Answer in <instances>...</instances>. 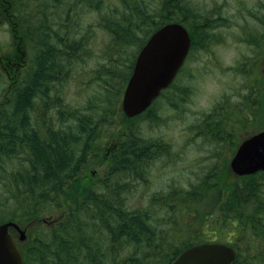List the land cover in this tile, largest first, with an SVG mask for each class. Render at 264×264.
Returning <instances> with one entry per match:
<instances>
[{"label": "trees", "instance_id": "obj_1", "mask_svg": "<svg viewBox=\"0 0 264 264\" xmlns=\"http://www.w3.org/2000/svg\"><path fill=\"white\" fill-rule=\"evenodd\" d=\"M43 1L0 0V16L16 19L18 35L31 46L24 70L0 102V223L14 221L28 229L27 241L19 246L24 264H109L115 257L118 261L112 264H148L145 260L157 262L161 257L165 258L162 264H170L184 249L209 241L202 238L206 223L207 232L218 236L212 241H237V237L227 233H238L236 222L247 212L242 206L259 202V208L264 210V171L234 178L229 168L217 176L215 167L208 169L205 177L211 176L203 183L204 193L219 204L213 212L207 211L205 217H196L194 213L188 227L174 229L178 245L174 242L167 247L163 234L156 238L158 234L146 209L125 206L123 195L129 186L126 180L142 177L149 162L164 154L163 148L170 145L144 136L141 128L133 124L147 117L160 120L161 113L155 112L157 100L131 119L125 117L120 107L139 48L165 23L155 22L146 30L134 53L121 63L123 70H119L121 52L133 43L142 18L129 2L126 11L125 6L120 9L125 13L117 17H98L95 27L107 37L97 56L98 64L88 69L85 64L92 55V25L81 33L70 13L71 5L80 3L51 0L47 5ZM66 1L70 6L63 15ZM79 1L96 9L102 4V0ZM173 1L172 11L180 12L181 0ZM9 43L0 39V60L8 65L6 73L16 60L9 52ZM76 74L84 88H88L87 82H93L97 88L82 107H71L62 93L63 83ZM208 118L203 128L212 138L216 133L218 145L226 143L223 132L233 134L236 129L231 124L239 123L230 113L225 117L228 126L217 117L213 119L212 114ZM242 127L239 125L238 129ZM117 137L121 140L118 138L115 148L100 160L111 162L106 175L91 178L87 170L93 159ZM192 202L185 205L188 212L192 211ZM60 210L63 212L50 227L38 222ZM180 215L181 223L188 218L187 212ZM30 222L35 223L31 230ZM242 225L243 236L250 240L251 225ZM254 226L258 233H264L263 227ZM103 235L107 240L104 249L99 241ZM129 245L133 246V253L119 258L121 249Z\"/></svg>", "mask_w": 264, "mask_h": 264}, {"label": "rangeland", "instance_id": "obj_2", "mask_svg": "<svg viewBox=\"0 0 264 264\" xmlns=\"http://www.w3.org/2000/svg\"><path fill=\"white\" fill-rule=\"evenodd\" d=\"M49 1L51 0H44L43 3L48 5L53 2ZM128 2L132 7L136 6V13L142 18V22H140V29L135 32L133 43H128L126 49L121 52L119 67L122 69L119 70H123L124 66L121 63L134 53L138 42L144 34L146 35V30L156 25L155 22L182 20L184 24L198 29L207 43V46L192 50L174 86L163 92L162 97L156 101L155 110L157 111L155 112L161 113V119L156 122L147 117L133 123L141 128L144 136L160 139L170 145L163 148L164 154H160L147 165L142 177H138L137 180L136 178L126 180L129 186L123 195L125 206L130 209H146L151 215L149 222L158 234L156 238H159L161 234L165 235L164 243L168 247L173 246L178 238L174 229L180 226L188 227L194 213L196 217L199 214L205 217L208 214L207 211L213 212L215 206L219 204L218 200L213 201L209 193H204L203 183L211 176L205 177L208 169L215 167L214 175L223 173L225 169L228 170L229 160L235 147L241 140L264 127V0H181L180 6L183 11L178 12V15L176 11H172L174 1L171 2V0H102L101 7L98 9L77 0L80 4L75 7L71 5L70 13L74 14L73 19L79 24L81 33L88 25H92L90 31L92 55L85 64L86 68L89 69L98 64L97 56L107 37L99 27H95L98 17L107 18L112 14L117 17L120 13H125ZM69 6V1H66L61 10L63 15ZM122 6H125V11L121 12ZM33 19L35 20V17ZM146 20L148 21L145 22ZM16 21V19L10 20L0 16V39L10 42L9 52L16 59L15 61H19L23 51H26V58L30 55L31 46L28 43L25 45L21 36L18 35L14 25ZM18 63L20 64L18 67L14 66L6 74L8 65L0 60L2 74L0 102L4 99L6 89L12 82H17L20 73L24 70L25 66L21 67L20 61ZM78 77L77 74L69 77L62 86V93L71 107H82L97 90L93 82H87L88 88H84L80 82L82 80ZM176 92L179 94V99L174 95ZM175 101L180 104L178 107L173 105ZM229 110L231 117L239 123L232 124L233 130L234 127L236 129L233 134L223 132L226 143L218 145L219 143L215 140L216 133L212 138L204 130L203 122L209 120L208 114H212L213 119L217 117L226 122L225 117ZM239 125L243 127L238 129ZM226 126H228L227 122ZM118 138L121 140V137H117L110 146L103 148L98 158L93 159L94 164L90 170H95L97 179L104 177L108 168L101 167L98 162L109 150L115 148ZM229 177L232 181L233 177L231 175ZM234 178L239 177L234 176ZM249 179L245 178V180ZM213 182L215 180H210V183L213 184ZM171 189L174 190L173 198L169 195ZM190 190L192 193H187ZM188 200L190 202L194 200L191 203V212H188L185 207L190 204ZM242 208L247 212L242 218L241 225L242 223L253 226L257 224L258 227L264 228L261 226L264 225V210L259 208V202L257 205H243ZM59 212L63 211L44 216L38 222L50 227L59 217ZM186 212L188 218L181 223L180 213ZM33 222L29 224L30 230L32 226H35ZM236 224L238 227L240 221ZM208 225L209 223L204 224L205 234H202V238L213 240L218 236L207 232ZM253 226L250 228L251 232L258 240L253 247V254L261 258V252L264 251V233H258L259 230ZM20 227L27 236L28 229L25 226ZM12 231L19 240V233ZM197 232L200 230L195 229L194 233ZM26 241L27 237L25 241L20 242L21 245ZM99 241L104 249L107 243L106 236H101ZM176 244L178 245V242ZM133 251L132 245L125 246L121 249L119 258L132 254ZM115 259L110 260L109 264L118 261L117 257ZM164 259L161 257L157 262L148 261V259L145 262L162 264ZM261 263H264L263 258Z\"/></svg>", "mask_w": 264, "mask_h": 264}, {"label": "water", "instance_id": "obj_3", "mask_svg": "<svg viewBox=\"0 0 264 264\" xmlns=\"http://www.w3.org/2000/svg\"><path fill=\"white\" fill-rule=\"evenodd\" d=\"M189 46L185 29L175 23L155 31L141 48L123 92L121 108L127 118L143 112L167 87L183 62ZM238 176L264 170V130L241 142L230 161ZM9 228L15 229L20 241L25 231L12 222L0 224V264H24ZM234 250L220 243H204L187 248L171 264H230ZM98 264V263H94Z\"/></svg>", "mask_w": 264, "mask_h": 264}, {"label": "flooded vegetation", "instance_id": "obj_4", "mask_svg": "<svg viewBox=\"0 0 264 264\" xmlns=\"http://www.w3.org/2000/svg\"><path fill=\"white\" fill-rule=\"evenodd\" d=\"M176 12H177V10H176ZM177 15H178V12H177ZM182 23H183V21H182ZM186 27H187V30H188V33H189L190 48H189L188 56L185 59L183 65L180 68V70L182 69L184 64L187 62V60L189 59V57H190V55L192 53V50L197 49V48H199L201 46H207L206 38L201 36V34L198 31V29H193L189 25H186ZM208 40H210V39L208 38ZM254 52H255V50H254ZM257 60H258V57H257ZM19 61H21V59H19ZM19 61H14L13 64L18 67L20 65V64H18ZM174 95H176V98L179 99V96H178L179 94H177V92ZM174 104H175V107H178L180 105L176 101L173 102V105ZM93 164H94V161H93ZM98 164L101 167L105 168V167H108L109 165H111V162L99 161ZM82 172H84V171H82ZM87 173L90 174L91 178H94L95 176L98 177V175H96L95 170L88 169ZM97 189L101 190V187L98 186ZM169 195L173 198V196H174V190L173 189H171V192L169 193ZM251 221H252V218H251ZM241 222H242V218H240V225H238V227H239L238 228V234L234 235L235 237L238 238V240L235 241V242H233V241L224 242V243H226V245H229L230 247H233L234 250H235V253H236L234 261L231 264H264V263H261L262 262V258L264 260V251L263 250L261 252L262 253L261 258L255 256V254H253V247H254V245L257 244L258 240L254 238V233L253 232L250 233V238H251L250 240H248L245 236H243V230H244L243 227L244 226L241 225ZM247 226H249V224ZM251 227H252V225L250 226V228ZM253 228H255V226H253ZM209 242H212V240H210ZM262 244L263 243H261V245Z\"/></svg>", "mask_w": 264, "mask_h": 264}]
</instances>
